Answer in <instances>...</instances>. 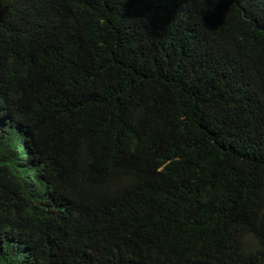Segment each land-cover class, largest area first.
<instances>
[{
    "label": "trees",
    "instance_id": "obj_1",
    "mask_svg": "<svg viewBox=\"0 0 264 264\" xmlns=\"http://www.w3.org/2000/svg\"><path fill=\"white\" fill-rule=\"evenodd\" d=\"M0 264H264V0H0Z\"/></svg>",
    "mask_w": 264,
    "mask_h": 264
},
{
    "label": "clouds",
    "instance_id": "obj_2",
    "mask_svg": "<svg viewBox=\"0 0 264 264\" xmlns=\"http://www.w3.org/2000/svg\"><path fill=\"white\" fill-rule=\"evenodd\" d=\"M244 236H245V240H253L255 241L256 243V246L259 247V240L255 237V234L254 233H244Z\"/></svg>",
    "mask_w": 264,
    "mask_h": 264
}]
</instances>
